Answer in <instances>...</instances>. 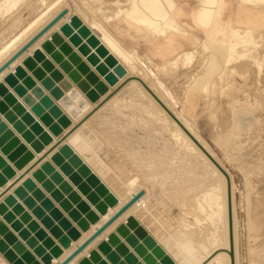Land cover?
Segmentation results:
<instances>
[{"label": "rangeland", "instance_id": "1", "mask_svg": "<svg viewBox=\"0 0 264 264\" xmlns=\"http://www.w3.org/2000/svg\"><path fill=\"white\" fill-rule=\"evenodd\" d=\"M15 1L13 9L2 15L1 5L4 4L5 0H0V43L12 33L13 26L11 25L16 24V20H24L21 21L23 24L43 4V2L37 0ZM112 1L114 0H69V2L67 0L71 17L73 16L72 21H67L65 25L63 24L62 27L58 28L59 30L56 29L50 32L48 37L44 38L26 54L19 65L14 68L15 77L14 73L9 71L3 78H6L5 81H8V79L10 81H6V83L3 78L0 80V256L6 264H12L13 261L26 264L25 255L41 262L39 255L42 257L47 252L51 254L53 247L61 246L59 238L53 235L52 228L56 227L62 235H67V230L63 228L62 224L64 218L69 221L71 226L76 227L81 232V237L82 231L88 230L89 224L92 223L87 218L88 213L99 214L95 203H98V201L104 202V198L109 194L116 199L118 198L115 193L109 190L101 177L94 172L92 169L94 168L101 176L106 175L108 181L116 186L119 193L122 192L123 195L134 188L145 186L151 195L155 197V203L154 201L151 202L148 211L150 213L146 212V215L144 214L141 217V220L145 223L144 226L133 214L128 215L124 221L119 222L116 227L106 234L105 237L111 233L116 236L115 244L109 243L110 249L108 251H100L97 248V245L105 240L104 237L94 244L87 254L82 255L76 261L77 264H178L172 256L180 254L189 259V264H192L193 261L199 258L198 255L194 257V254L190 252L189 242L195 240L198 235L197 239H201L203 234L207 237L206 232L203 233V231H207L208 221L205 220L206 212L201 210L205 209V207H201L205 206L204 203L207 202H205L206 199H201V189L203 188L199 177V173L204 170L203 165L199 166L198 162L201 161L196 157H193L192 160L193 162L196 160V162L192 163L191 161V164L186 163L184 158L175 159L174 153L175 149L179 148L178 145L172 137H168L171 136L168 134L170 131L163 128L164 124L145 112V105L141 106L139 101H135L134 97L130 99L128 92H121L119 95L122 97L119 104L121 106L109 105L98 110L92 124H90L94 128H92V140L89 141L90 151L87 150L88 155L90 153V156L93 155L92 161L95 162L91 165L93 167L76 154L73 147L65 141L66 137L84 121L85 115L82 116V113L87 112L90 105L98 101V104L93 107V109H97L100 100L112 96L117 87L124 83L123 77L131 70L126 62L116 57L99 39L92 42L90 37L97 38V35H99L97 27L92 23H99L107 27L108 31L115 38L117 37L116 39L124 47L133 48L142 58L147 59L149 64L144 62V65L146 67L149 65V70L156 67L153 65H158L161 68L162 63L173 58L178 52L183 50L193 52L192 60L185 67L167 74L149 72L151 79L146 76L143 77L149 84L155 83L158 85L159 81L163 83L173 101L172 108L174 107L173 109L180 113V116L183 115L193 124L192 127H195L194 129L207 141L211 149L220 158L224 166L220 168L227 173L230 179L232 178L235 185L233 204L235 206V222L237 224L235 225V232L237 237L236 246L234 247L232 200L228 195L227 212L231 209V214L228 213L227 215L228 226L231 225L232 232L228 234L230 245L229 250H225V252L229 256L230 264H235L236 251L237 264H256L255 262L264 264V253L256 256L251 251L255 247H264V164L259 167L261 163H264V0L259 3H255L254 0H250L248 3H243L241 0H222L221 3L220 19L228 21L234 19L235 24L240 22L242 25L249 26L247 35L248 32H252V35L250 33L245 39L246 41L249 40L247 42V46L250 45L248 48H252L247 49V53L251 51L250 49L262 50H256V53L251 51L254 54L249 53L238 57L241 48L243 49L241 46L238 47L240 51L233 55L236 60L233 67L244 65L243 63L248 59L247 62L251 65V67L248 66L250 69L246 70L247 63H245L243 72V67H241V70L237 66V69H233L229 64L227 67L218 54L212 53L214 42L223 38L220 35L223 30L216 26L220 19L212 21L206 33L207 28L196 25L190 18V13L203 0H194L195 2H191V4L176 2L175 18L190 34L182 36L173 31H168L166 36L160 37L136 27L122 14L115 16L114 13L119 4L114 6ZM187 9L191 10L187 13ZM108 14L113 15V17L108 18ZM251 15H255V17L251 18ZM214 30L220 33L215 34ZM241 31L243 32L244 29H241ZM194 35L197 36V39H194ZM205 37L206 39H204ZM72 39L76 40L79 46L86 47L85 53L87 55L92 54L95 60L98 61L99 59L97 64V66H100L99 69L96 68L95 70L92 62L87 60V55L82 56L80 54L78 48L72 43ZM232 39L236 40V37H232ZM202 42L207 45V49L202 47L204 46ZM101 48H103V52H101ZM204 55L207 56L206 62L201 61L206 60ZM233 60L229 63L231 64ZM250 60L252 62H249ZM136 61H138L139 68L144 67L141 58L137 54ZM253 61L256 63H253ZM214 62L217 63L216 67L213 66ZM203 64L204 66H202ZM200 66L203 69H200ZM101 69H103L104 74L100 72ZM198 71L199 73L211 74L210 77L207 74L203 77L205 86H209L207 89L210 88L209 93L207 90L206 92L199 90L195 85L185 89L184 84H186L189 75ZM106 72L108 73L106 74ZM135 74L137 76L143 75L141 72ZM102 76L109 77L111 82L106 80L107 83L105 77ZM134 79H138L140 82V78ZM96 81L101 84L98 85ZM13 82H17V84ZM146 82L144 83L148 87L149 93L165 109L166 105L155 95ZM22 83L24 84L22 85ZM14 84L17 86L14 87ZM151 86L155 91L157 90L153 84ZM20 88L22 91L19 90ZM158 88L160 87L158 86ZM160 91L157 90L159 95L161 94ZM130 93L132 94V91ZM233 98L238 99V104L246 107L254 106L255 109L253 115H251L252 117L242 116L245 127L241 129L239 138L234 143V146H237L233 150L230 149L228 155L215 142L214 138L216 132H225L232 122L231 100ZM27 105L28 107H26ZM165 110L168 111L169 108ZM174 118L176 123L184 130L183 123L181 124L175 114ZM42 119L44 120L42 121ZM172 144L176 147L173 148L174 153H170L172 150H169L170 147L172 149ZM167 148L169 149L167 150ZM162 151H165L164 153H167L170 158L174 157V160L169 159L166 161L167 164L163 162V156L166 155L165 157H167V154ZM156 154L157 156L161 154L163 157L158 156V159L162 161L159 164L157 163L155 174L157 171H161L160 173L157 172L159 175L154 174L155 160H153V168L149 167L151 174L146 168L148 163H151V156H153L152 159H156ZM145 157L147 158L145 159ZM210 159L216 161L214 158ZM145 160H147V165L144 163L146 165L144 168L142 163ZM161 162L164 167L161 165L159 167L162 169H157ZM183 168H186L184 172L189 173H187L189 178L175 182L173 179L175 172L183 170ZM142 170L145 172H142ZM146 172L149 175H146ZM28 174H31V177ZM139 176L142 179L144 178L143 185L141 182H139L141 184L137 183ZM152 179L156 183L149 182ZM131 180L135 181L132 182ZM247 180L250 182V188L247 185ZM24 181H29V183ZM152 182L153 184H151ZM198 183L199 188L195 187V184ZM120 190L122 191L120 192ZM154 191L159 194V197L156 196L157 194L154 195ZM246 194L250 200V212ZM92 195L98 196V201L92 202ZM151 204L152 206H150ZM200 205L201 207H199ZM29 212L31 213L29 214ZM248 213L252 219L262 223L257 232L249 230L247 227ZM128 217H132L135 221L132 225L127 222ZM155 218L156 220L153 221ZM81 219L88 222L86 230H82L79 226ZM150 219L152 220L150 221ZM121 226L125 227V231H120ZM145 226L149 230L155 231L163 239L165 245H162ZM180 227L184 228L186 233L190 234L192 238L194 236V238H191V240L186 238L187 236L182 233ZM202 228L205 230H201ZM195 232L197 233L196 236L194 235ZM52 236L54 239H52ZM131 237H133V240H130ZM204 240L203 243L208 246L209 239L205 238ZM193 241L192 243L195 242ZM71 243L72 241L69 245ZM34 244L37 246L34 247ZM120 246H122L121 249ZM156 248H160L161 251H156ZM64 250L65 248L62 247L60 256ZM221 250H215L207 259H210L212 255L214 256ZM92 251L96 252L95 255ZM165 258H169V261H166Z\"/></svg>", "mask_w": 264, "mask_h": 264}, {"label": "bare ground", "instance_id": "2", "mask_svg": "<svg viewBox=\"0 0 264 264\" xmlns=\"http://www.w3.org/2000/svg\"><path fill=\"white\" fill-rule=\"evenodd\" d=\"M20 1V0H18ZM40 2H43L42 6L29 18L27 19L25 22H23V24L21 23L20 19L17 21L16 20V24L11 25L12 27V33L7 37L6 40H4L3 42L0 43V64L2 62H4L13 52H15L27 39H29L37 30H39L46 22H48L51 18H53V16H55L60 10H62L63 8H67L68 13L61 19L59 20L44 36H42L35 44H33L30 48L29 51L24 53L21 57H19L14 63H12L10 65V68L4 70L1 74H0V80L5 77V75L7 74V72H15L14 68L17 67V65H19L21 59L28 54L34 47H36L39 42H41L44 38L48 37L50 32H52L53 30H56L60 27H62V25L66 24L67 21H72L73 16L71 17V11H70V7H69V3H67V0H37ZM243 3H248L250 2V0H241ZM255 3H259L261 0H254ZM69 2V0H68ZM114 2V6L115 4H119L118 7L116 8L115 11V16H118V14H122L125 18H127L128 20H130L132 23L135 24L136 27H139L140 29L146 30L148 33L156 36V37H160V36H166V33L168 31H173L174 33H177L179 35H187L190 34V32L188 30H186L184 27H182L180 25V22L178 23V21L175 18V14H176V10H177V3L175 2V0H114L112 1ZM16 1L15 0H5L4 4L2 3L1 7H2V12L1 14L3 15L4 13H8L10 12L13 7L15 6ZM221 3L222 0H203L201 1V4L196 7L191 13H190V18L192 19V21L202 27V28H207L206 33L208 32V29L210 28V23L214 20H218L220 19V8H221ZM106 16V15H105ZM108 18H110L111 16L113 17V15H107ZM255 17V15H251V18ZM249 19V16H248ZM20 21V23H19ZM239 22V21H238ZM15 23V22H14ZM21 24V25H19ZM94 26L97 27L98 31H99V35H97V38L94 36H91L90 39L92 40V42H94V40H98L102 42V44H104L105 47H107L111 52L114 53V55L116 57L121 58L124 62H126V64H128L131 68L130 72L123 77L122 80H125L124 83L122 85H120L119 87H117L116 92L110 96L107 99L104 100H100V105L97 109H93V107L96 106V104H98V101L91 104L89 107V110L87 112H83L82 116H84V121L74 129V131L69 134V136L66 137V142H68V144H70L71 147H73V149L76 151V154H78L88 165H92V163H95L94 161H92V157L93 155L90 156V154L88 155V151H90V142L92 140V127L90 124H92L96 113L98 112V110L104 108V107H108L109 105H117V106H121L119 105L120 102V98H122L121 96H119L121 94V92H128V97L130 96V99L134 97L135 101H139V103L141 104V106L145 105L146 109L145 112L149 115H151L152 117L156 118L157 120H159L160 122H162L161 124H164L163 128L168 129V131H170V133L168 132V134H170L171 136L168 137H172L173 141L178 145L179 148H176L175 145L173 146L172 144V149L170 147L167 148V150H172L170 153H174V149L175 151V159L178 158H184V160L186 161V163L191 164V161L193 160V157H196L197 159H199L198 162L199 166L203 165V172L199 173V177H200V184L202 186L203 189L202 190V194H201V199H206L205 202H207L206 204L204 203L205 206L201 205L199 207L204 208L205 209H201L204 210V212H206V216H205V220L208 221V227H207V231H203L206 232V236L203 234L201 239H197L199 237L196 236V234H194L196 237V239L194 240V236L193 238L190 236V234L186 233V230L182 227H180V230L182 231V233L184 235H186L188 239L191 240V238L193 240H191L190 243V252L193 253L194 257L196 255L199 256L198 259H196V261H193L192 264H230V259L228 254L225 252V250H229V233H231V229L229 231V226H228V213L227 212V202H228V195L229 197H231L232 200V223H233V237H234V247L236 246V232H235V210H234V202H233V192H234V188L235 185L232 181V178L230 179V177L227 175V173L225 171H223L220 167L223 166L222 162L220 161V158L215 154V152L211 149V147L208 145L207 141H205V139L192 127L193 124H191L189 122V120H187L185 117L180 116L181 114L178 113L176 110H174L172 108V104L173 101L170 97V94L168 93V91L166 90L167 88L163 85V83L161 81L158 82V85L155 83H151L155 86V88L158 90V92L160 91V88L162 89L160 92L161 94L159 95V93H157V90L155 91V89L151 86V84L147 83L145 80V76L149 77L150 73L149 72H153V73H163V74H167L169 72H173L176 71L178 68H183L185 67L188 62H190L192 60L193 57V52L191 50H183L181 52H178L173 58L165 61L164 63H162L160 66L161 68H159L158 65H153L156 67H152V70H149V65L146 67L144 65V62H147L149 64V61L147 59H144L141 57L140 54H138L133 48H129V47H124L119 40H117L107 29V27H105L104 25H100L99 23H92ZM220 29L223 30V32L221 31L222 35V39L220 41H215L212 47V53L213 54H218L220 56L221 61L227 66L228 64L231 65L232 67L234 66L233 63L236 62L235 58L233 57V55H235L236 53H239L238 51V47H243V49L241 48V51L238 55V57L247 55L249 53H251V51H254L256 53V50H252L250 49L249 53H247V49L252 48L249 47L250 46L248 44L247 46V42L245 37L249 36V34L252 32H248L247 35V31H249V26H245L242 25L240 22L239 24L234 22L233 20H225V19H220L217 22V25ZM216 29V28H215ZM241 29H244V31L242 32ZM59 30V29H58ZM65 30V29H64ZM62 30L63 33H65V31ZM215 34H219L220 32H217L216 30H214ZM260 33V32H259ZM214 34V35H215ZM255 34V33H254ZM258 34V33H256ZM261 34V33H260ZM263 35V33H262ZM261 36V35H260ZM69 37V35H68ZM232 37H236V40H233ZM194 39H197V36L194 35ZM201 39V38H200ZM206 39V37L204 38ZM170 40V39H168ZM210 40V39H209ZM214 41V40H213ZM253 42V41H252ZM71 43V42H70ZM72 43L75 45V47L78 48L80 54H82V56L85 54L87 55L86 52V47L85 46H79V44L76 42V40L72 39ZM80 43V42H79ZM203 43V42H202ZM208 44V43H207ZM255 44V43H254ZM98 45V44H97ZM199 45V44H197ZM205 49H207V45L203 43ZM211 46V45H210ZM247 47V48H246ZM258 48V47H257ZM100 49V48H99ZM209 51L211 50L208 47ZM93 50V49H92ZM95 50V49H94ZM93 50V51H94ZM101 52H103V48H101ZM206 51V50H204ZM203 51V52H204ZM257 51H262V50H257ZM78 52V53H79ZM90 52V50H89ZM87 52V53H89ZM211 52V51H210ZM91 53V52H90ZM96 53V52H95ZM100 53V52H99ZM97 53V54H99ZM145 53V52H144ZM253 53V52H252ZM251 53V55H252ZM260 53V52H258ZM136 54L141 58L142 62H143V68L142 67H138V64L136 61ZM203 54V53H202ZM211 54V53H210ZM254 54V53H253ZM206 55V54H205ZM204 55V56H205ZM209 55V54H207ZM261 55V53H260ZM201 56V55H200ZM86 57V56H84ZM206 60H201L206 62L207 61V56ZM211 57V55H210ZM237 57V56H235ZM237 57V58H238ZM255 57V56H254ZM94 55L92 54H88L87 55V60H89L90 62H92V66L97 69L100 68V66H97V64L99 63V59L98 61L94 59ZM203 58V57H202ZM213 58V57H212ZM234 58V60H233ZM257 58V57H256ZM102 59V58H100ZM239 59V58H238ZM248 59V58H247ZM152 60V58H151ZM200 60V59H199ZM232 61V63L230 64L229 61ZM246 60V58H245ZM249 60V59H248ZM247 60V61H248ZM88 61V62H89ZM213 61V60H212ZM235 61V62H234ZM245 61V63H247V67L251 65L248 64V62ZM89 62V63H90ZM249 62H252L251 60ZM255 61H253L254 63ZM211 63V61H210ZM245 63H243L244 65H239L237 66V68L241 70V67L245 66ZM256 63V62H255ZM91 64V63H90ZM202 64V62H201ZM205 64V63H204ZM204 64L202 66H204ZM217 63H213V66L216 67ZM233 64V65H232ZM236 64V63H235ZM238 64V63H237ZM252 64V63H251ZM228 65V66H229ZM254 65V64H252ZM202 66H200V69H203ZM209 66V65H208ZM207 66V67H208ZM227 66V67H228ZM235 67H233V69H237ZM23 67V66H22ZM146 67V68H145ZM231 67V68H232ZM246 70H249L250 67L247 68ZM244 68L242 69V72L244 71ZM20 69V68H19ZM162 69V70H161ZM209 69V68H208ZM214 69V68H213ZM27 70V69H26ZM29 70V69H28ZM111 70V69H110ZM219 70V69H218ZM238 70V71H240ZM202 71V70H201ZM204 71V70H203ZM208 71V70H207ZM236 71V70H235ZM23 72V71H22ZM37 72V71H36ZM98 73V70L96 71ZM100 72H103V69H101ZM99 72V73H100ZM136 72H141L143 73L142 76H137V74H135ZM13 73H10L11 75ZM30 73V72H29ZM108 72H106L107 74ZM180 73V72H179ZM9 74V75H10ZM31 74V73H30ZM104 74V72H103ZM207 73H193L189 75V78L186 81L185 85V89L190 88L191 86L195 85L197 88H199V90L205 91L207 90V92L209 93V89H207V87L209 86H205L206 84L203 82V77L206 75ZM264 74V73H263ZM10 75V76H11ZM15 77V73L13 74ZM28 75V74H27ZM102 75V74H100ZM162 75V74H161ZM179 75V74H178ZM208 77L211 76V74H207ZM144 76V77H143ZM169 76V75H168ZM172 76V75H171ZM175 76V73H174ZM7 77V76H6ZM101 77V76H100ZM103 78L105 77V81L107 80L108 82H111L109 77L107 76H102ZM138 78H140V82L138 81ZM173 77V76H172ZM177 77V75H176ZM9 78V77H8ZM12 78V77H10ZM23 78V77H22ZM134 78H136L137 80H135ZM150 78V77H149ZM152 78V77H151ZM150 78V79H151ZM169 78V77H168ZM212 78V77H211ZM259 78V77H257ZM4 79V78H3ZM6 79V78H5ZM4 79V81H5ZM14 79V78H13ZM12 79V80H13ZM16 79H18L16 77ZM24 79V78H23ZM34 79V78H33ZM167 79V78H166ZM174 79V77H173ZM176 79V78H175ZM264 79V78H263ZM101 80V79H100ZM104 80V79H103ZM121 80V81H122ZM205 80V79H204ZM7 81V80H6ZM5 81V82H6ZM8 81H10L8 79ZM7 81V82H8ZM15 81V80H14ZM19 81V79L17 80ZM106 81V82H107ZM153 81V80H152ZM6 82V83H7ZM22 82V80H21ZM24 82V80H23ZM98 81H96L97 83ZM107 82V83H108ZM146 82L147 85L152 89V91H154L155 95H157L159 97V99H161V101L166 105L165 107L169 110H165L161 107V105L159 104V102H157V100L155 99V97H153L150 93H149V89L146 86V84L144 83ZM150 82V81H149ZM15 83V82H13ZM25 83V82H24ZM22 83V85L24 84ZM27 83V82H26ZM38 83V82H37ZM36 83V84H37ZM119 83V82H118ZM207 83V82H206ZM209 83V82H208ZM207 83V84H208ZM17 84V82L15 83ZM13 85L14 87H16L17 85ZM95 84V83H94ZM98 84V83H97ZM101 84V83H99ZM98 84V85H99ZM10 85V84H8ZM27 85V84H26ZM39 85V84H38ZM115 85V84H114ZM92 86V85H91ZM112 86V85H111ZM144 86V87H143ZM158 86L160 88H158ZM9 87V86H8ZM32 87V86H31ZM116 87V86H115ZM132 87V88H131ZM10 88V87H9ZM13 89V87H11ZM36 88V87H35ZM95 88V87H93ZM112 88V87H111ZM131 88V89H129ZM15 90V89H14ZM13 90V91H14ZM20 91L21 88L19 89ZM12 91V92H13ZM18 91V90H16ZM32 91V90H31ZM34 91V90H33ZM40 91V90H39ZM98 91V90H97ZM112 91V90H111ZM130 91H132V94L130 93ZM164 91V92H163ZM232 91V90H231ZM230 91V92H231ZM236 91V90H235ZM46 92V91H45ZM180 92V91H179ZM220 92H222L220 90ZM122 93V94H123ZM19 94V93H18ZM46 94V93H45ZM107 94V93H106ZM105 94V95H106ZM109 94V93H108ZM126 94V93H125ZM153 94V92H152ZM25 95V94H24ZM41 95V94H40ZM104 95V96H105ZM124 95V94H123ZM23 96V95H22ZM126 96V95H125ZM30 97V96H29ZM19 98V97H18ZM38 98V97H37ZM239 98V97H238ZM20 99V98H19ZM23 99V98H22ZM103 99V97H102ZM21 100V99H20ZM146 103H145V101ZM159 101V100H158ZM148 102V103H147ZM29 104V103H28ZM34 104V103H33ZM57 104V103H56ZM231 108H232V122L229 126V128L227 130H225V132H216L215 133V142L220 146V148H223L225 153L228 154L230 149H234V143L235 141H237V138H239V134L241 129H243V127H245V122H244V118L242 116H247L248 118H250L251 115H253V110L255 109L254 106H250V107H246L245 105H241L238 104V99L237 98H233L231 100ZM149 105V106H148ZM37 106V105H36ZM35 106V107H36ZM59 106V105H58ZM98 106V105H97ZM28 107V105L26 106ZM61 108V107H60ZM110 108V107H109ZM112 108V107H111ZM141 108V107H140ZM62 109V108H61ZM93 109V110H92ZM115 109V108H114ZM31 110V109H29ZM90 110H92L90 112ZM111 110V109H110ZM62 111V110H61ZM71 111V110H70ZM113 111V110H112ZM143 111V110H142ZM72 112V111H71ZM90 112V113H88ZM104 112V111H103ZM102 112V113H103ZM64 113V112H63ZM105 113V112H104ZM34 114V113H33ZM87 114V115H86ZM174 114L177 116V118L179 119V121L181 122L182 125H184V130L181 129V127L179 126L178 123H176L175 118H174ZM180 114V115H179ZM39 115V114H38ZM73 115H77V114H73ZM105 115V114H104ZM146 115V114H145ZM41 116V114H40ZM109 116V115H108ZM37 117V116H36ZM69 117V116H68ZM100 117V115H99ZM151 117V118H152ZM212 117V116H211ZM252 117V116H251ZM56 118V117H55ZM108 118V117H107ZM38 119V118H37ZM63 119V118H62ZM212 119V118H211ZM44 119H42L43 121ZM58 121V120H57ZM76 121V120H75ZM74 121V122H75ZM98 121V120H97ZM222 121V120H219ZM246 121V120H245ZM159 122V123H160ZM178 122V121H177ZM179 122V123H180ZM53 123V122H52ZM99 123V122H98ZM57 124V123H56ZM55 124V125H56ZM70 124V123H69ZM97 124V123H96ZM50 125V124H49ZM59 125V124H58ZM181 125V126H182ZM66 126V125H65ZM68 126V125H67ZM66 126V127H67ZM158 126V125H157ZM195 126V125H194ZM221 126V125H220ZM248 126V125H247ZM255 126V125H254ZM49 127V126H48ZM59 127V126H58ZM62 127V126H61ZM69 127V126H68ZM183 128V127H182ZM60 129V127H59ZM65 129V128H64ZM68 129V128H67ZM66 129V132H67ZM161 130H163L161 128ZM165 130V129H164ZM50 132V131H49ZM62 132V131H61ZM59 132V133H61ZM164 133V132H163ZM166 133V132H165ZM164 133V134H165ZM55 134V133H54ZM58 134V133H57ZM96 134V133H95ZM56 135V134H55ZM54 135V136H55ZM167 136V135H166ZM57 137V136H56ZM61 137V136H60ZM167 137V138H168ZM58 140V139H57ZM194 140V141H193ZM90 141V142H89ZM66 145V144H65ZM171 145V144H169ZM62 147V146H61ZM174 148V149H173ZM163 149V148H161ZM88 150V151H87ZM165 150V151H167ZM164 151V152H165ZM51 152V151H50ZM49 152V153H50ZM163 152V151H162ZM163 152V153H164ZM223 152V150H222ZM156 153V152H155ZM161 153V154H163ZM36 154V153H35ZM161 154H158V156H160ZM167 154V153H164ZM163 154V155H164ZM149 155V154H148ZM154 155V154H153ZM229 155V154H228ZM232 155V154H231ZM158 156L156 154V159H152L153 156H151V163H148L147 165V160H145L142 165L144 166V168L146 167V165L148 167H146L148 169L153 168V163L155 160V169H154V174H155V170H156V165L157 163L159 164L160 161L163 160V162L168 161L169 159L174 160V157H169L167 154V157H165L166 155H164V159H158ZM171 156V155H170ZM48 157V155H47ZM161 155V158H163ZM169 157V158H168ZM45 158V157H44ZM147 157H145L146 159ZM155 158V157H154ZM210 158H214L216 161H214L213 159ZM38 159V156H37ZM73 159V158H72ZM94 159V158H93ZM36 160V159H35ZM170 160V161H171ZM72 161V160H71ZM149 161V160H148ZM149 161V162H150ZM33 162V161H32ZM173 162V161H172ZM196 162V160L194 161ZM192 161V163H194ZM140 163V162H139ZM144 163H146V165H144ZM171 163V162H169ZM175 163V161H174ZM68 164V163H67ZM163 163L161 162L160 165H158L159 169ZM167 164V162H166ZM165 164V165H166ZM195 164V165H198ZM221 166H220V165ZM264 163H261L259 167H262L261 165H263ZM14 165V164H13ZM29 165V164H28ZM142 166V168H143ZM78 167V166H77ZM93 167V166H91ZM150 167V168H149ZM162 167H164V165H162ZM224 167V166H223ZM143 168V169H144ZM199 168V167H198ZM94 170V172H96L99 177H101V179L105 182V184L109 187V190H111L113 193H115V195L118 197L117 199L115 197L112 198V203H109L107 201V197H109V195L104 198V202H100L101 207L100 209H98V219L94 222L91 223V225L89 224V229L86 231H82V235L79 239H77L76 241H72L71 245L65 250L63 251L62 255L56 258L53 255L49 258V261H47V264H56V262H58L59 260H61L63 257H65L72 248L75 247L76 244H78L81 240H83L85 237H87L96 226L100 225L101 223H103L105 220H107L109 218V216H111L122 204H124L133 194H135L138 190H143L144 193L143 195L136 200L128 209L127 211L119 218L117 219L109 228H107L99 237H97L94 241H92L90 243V245L82 252L80 253L73 261H71L69 264H74L77 260H79V258L84 255L87 254L88 250L90 248H92L94 246V244H96L97 242H99L101 239H103L106 234L112 230L114 227H116V225H118L119 222L124 221L125 218L128 215L133 214L135 217H137L139 220V222H141L143 224V226L145 225L144 221L141 220V217L144 216V214L146 212L149 211V204L151 202H153L155 200V197L153 195H151V193L149 192L148 188H146L145 186H142L139 188H134L132 189L129 193L123 195L122 194V190H120L121 193H119V191L117 190L118 188L114 185H112L109 181H108V177L106 175L101 176L100 173L98 171H96V169L92 168ZM100 169V168H99ZM146 169V170H147ZM162 169V168H160ZM227 168L225 167V170ZM36 170V169H35ZM42 170V169H41ZM98 170V169H97ZM141 170V169H140ZM34 171V170H33ZM151 171V169H150ZM186 171V168H183V170L177 171L175 172V175L173 176V179L175 182H180L183 180H186V178H189V175L187 176L188 172H184ZM19 172V171H18ZM101 172V171H100ZM142 172H145L142 170ZM153 172V171H152ZM158 172V171H157ZM156 172V174H157ZM161 172V171H160ZM158 172V173H160ZM201 172V171H200ZM228 172V170H227ZM33 173V172H32ZM47 173V172H46ZM147 173V172H146ZM150 173V172H149ZM186 173V174H185ZM229 173V172H228ZM65 174V173H64ZM151 174V173H150ZM155 174V175H156ZM189 174V173H188ZM230 174V173H229ZM24 175V174H23ZM22 175V176H23ZM29 176L31 174H28ZM37 175V174H35ZM103 175V174H102ZM140 175V174H138ZM144 175V174H143ZM146 175H149L148 173ZM153 175V174H152ZM159 175V174H157ZM26 176V175H25ZM231 176V174H230ZM21 177V176H20ZM31 177V176H30ZM143 177V176H142ZM145 177V176H144ZM148 177V176H147ZM157 177V176H156ZM160 177V176H159ZM213 177V179H211ZM232 177V176H231ZM24 178V177H23ZM153 178V177H152ZM144 179V178H143ZM141 178V176H139V179L137 180L138 184L143 185V180ZM150 179V177H149ZM156 179V178H155ZM172 179V180H173ZM26 180V179H25ZM28 180V179H27ZM26 180V181H27ZM36 180V179H34ZM110 180V179H109ZM147 180V179H146ZM145 180V181H146ZM154 179L150 180L149 182L153 181ZM17 181V180H16ZM19 181V180H18ZM132 182L135 180H131ZM130 181V182H131ZM25 182V181H24ZM93 182V181H92ZM141 182V183H139ZM154 183H156L155 181H153ZM153 182L151 184H153ZM25 183H29L25 182ZM126 184V183H125ZM205 184V185H203ZM28 185V184H27ZM197 188L200 187L199 183L195 184ZM247 185L250 188V182L249 180H247ZM31 186V185H30ZM41 186V185H40ZM97 186V185H96ZM154 186V185H153ZM152 186V187H153ZM194 186V185H193ZM192 186V187H193ZM206 186V187H204ZM125 187V185H124ZM156 187V184H155ZM16 188V187H15ZM37 188V187H36ZM42 188V187H41ZM2 189V188H1ZM44 189V188H43ZM154 189V188H152ZM156 189V188H155ZM10 190V189H9ZM158 190V189H156ZM8 191V190H7ZM13 191V190H12ZM32 191V190H31ZM153 191V190H152ZM200 191V190H199ZM50 192V191H49ZM154 191V195L157 194V192ZM14 193V192H13ZM124 193V192H123ZM178 193V192H177ZM7 194V193H6ZM15 194V193H14ZM45 194V192H44ZM50 194V193H49ZM48 194V196H49ZM264 194V193H263ZM9 195V194H8ZM7 195V196H8ZM159 194H157L156 196H158ZM45 196V195H44ZM193 196V195H192ZM25 197V196H24ZM33 197V196H32ZM51 197V196H50ZM159 197V196H158ZM24 199V198H23ZM246 200L248 203V207L250 204V200L246 194ZM21 201V200H20ZM35 201V199H34ZM38 201V200H37ZM118 201V202H117ZM203 202V200H201ZM230 201V200H229ZM201 202V203H202ZM40 203V202H39ZM155 203V201H154ZM152 203V204H154ZM246 203V205H247ZM152 204L150 206H152ZM200 204V203H199ZM203 204V203H202ZM36 205V204H35ZM24 206V205H23ZM82 206V205H81ZM90 206V205H89ZM166 206V205H165ZM197 206V205H195ZM33 207V206H32ZM40 207V206H39ZM30 209V208H29ZM44 209V208H43ZM200 209V208H199ZM22 211V210H21ZM46 211V209H45ZM13 212V211H12ZM154 212V211H153ZM249 212H250V207H249ZM8 213V212H7ZM20 213V212H19ZM31 212H29L30 214ZM150 213V212H148ZM15 214V213H14ZM33 214V213H32ZM204 214V213H203ZM20 215V214H19ZM146 215V214H145ZM167 215V214H166ZM18 216V215H17ZM34 217V216H33ZM157 217V216H156ZM16 218V216H15ZM31 218V217H30ZM153 218V216H152ZM33 219V218H32ZM152 219H150L151 221ZM156 218L153 220L155 221ZM11 221V220H10ZM90 221V220H89ZM187 221V220H186ZM12 222V221H11ZM10 222V223H11ZM22 222V221H21ZM29 222V221H28ZM135 222V221H133ZM17 223V222H16ZM159 223V222H158ZM12 224V223H11ZM261 221H255L254 219H252V217L249 215L248 213V218H247V227L249 230H252L254 232H257L261 226ZM128 225V224H127ZM132 225V224H131ZM155 225V224H154ZM184 225V224H183ZM181 225V226H183ZM42 226V225H41ZM88 226V224H87ZM120 226V225H119ZM118 226V227H119ZM157 226V224H156ZM177 226V225H176ZM205 226V224H204ZM207 226V225H206ZM14 227V226H13ZM24 227V226H23ZM147 228L148 231H150L152 233V235L162 244L165 245V242L163 241V239L160 238L159 235L156 234L155 231H151L148 229L147 226H145ZM160 227V226H159ZM186 227V225H185ZM203 227V226H202ZM27 228V227H26ZM39 228V227H38ZM263 228V227H262ZM17 229V228H16ZM29 229V228H28ZM34 229V228H32ZM159 229V228H156ZM187 229V228H186ZM45 230V229H44ZM164 230V229H163ZM166 230V229H165ZM201 230H205L204 228H202ZM31 232V231H30ZM47 232V231H46ZM188 232V231H187ZM199 232V231H197ZM190 233V231H189ZM192 233V232H191ZM30 234V233H29ZM47 234V233H46ZM202 234V232H201ZM51 235V234H50ZM192 235V234H191ZM40 237V236H39ZM46 237V236H45ZM51 237V236H50ZM209 239V243L208 246L205 245L203 242L205 241L204 239ZM263 238V237H262ZM42 239V238H41ZM52 239L53 236H52ZM260 239V238H259ZM34 240V239H33ZM57 240V239H56ZM55 241V240H54ZM53 241V242H54ZM189 241V240H188ZM192 241L194 243H192ZM36 242V241H35ZM208 242V241H207ZM26 243V242H25ZM56 243V242H55ZM206 243V242H205ZM28 244V243H27ZM51 244V243H50ZM34 247L37 245H33ZM61 247V246H59ZM233 247V246H232ZM45 248V247H44ZM62 248V247H61ZM237 248V247H236ZM221 250L218 251L213 257L211 256L210 259H207L210 257L211 253H213L215 250ZM31 250V249H30ZM33 250V249H32ZM31 250V251H32ZM235 250V248H234ZM42 251V250H41ZM43 251H45L43 249ZM42 251V252H43ZM254 254H256V256H260L261 253H264V247H255L251 250ZM35 252V251H34ZM33 252V253H34ZM46 252V251H45ZM49 252H47L48 254ZM235 253V252H234ZM42 254V253H40ZM237 251L235 253V264H237ZM25 255V254H24ZM35 255H37V253L35 252ZM43 255V254H42ZM26 255H25V259H26ZM29 257V256H28ZM38 257V256H37ZM174 258V260L178 263V264H189V259L185 258L184 255H173L172 256ZM191 257V256H190ZM197 257V256H196ZM39 258L40 255H39ZM38 258V259H39ZM41 260V259H40ZM192 260V258H191ZM28 264L30 263L29 261H26ZM252 262V261H250ZM26 263V264H27ZM256 264H261L260 262H255ZM0 264H6L5 260L2 258V256H0ZM8 264V263H7ZM45 264V263H44ZM77 264V262H76Z\"/></svg>", "mask_w": 264, "mask_h": 264}, {"label": "water", "instance_id": "3", "mask_svg": "<svg viewBox=\"0 0 264 264\" xmlns=\"http://www.w3.org/2000/svg\"><path fill=\"white\" fill-rule=\"evenodd\" d=\"M68 13L67 8H63L60 10L53 18H51L48 22H46L39 30H37L29 39H27L15 52H13L4 62L0 64V74L10 68V65L14 63L19 57H21L24 53L29 51V48L35 44L42 36H44L59 20H61L66 14ZM75 158V157H74ZM73 158V159H74ZM74 161V160H73ZM100 189V188H99ZM144 191L138 190L135 194H133L124 204H122L107 220H105L100 225L96 226L94 230L83 240H81L78 244L75 245L74 248L71 249V251L63 257L61 260L56 262V264H69L71 261H73L80 253H82L92 241H94L97 237H99L107 228H109L117 219H119L126 211L127 209L136 201L138 200L142 195ZM114 196L109 194V197H107V201L109 203H112V198ZM98 196L92 195V202L98 201ZM101 201H98L96 204V209H100ZM114 203V202H113ZM231 208V207H229ZM229 213L231 214V209L229 210ZM88 220L90 222H94L98 219V216L90 212L87 216ZM63 228L67 230V235H62L61 232L56 228H52V233L55 237L59 238V242L61 244V247L68 248L71 241H76L80 237V231L76 228L70 225L69 221L64 218L63 220ZM127 222L133 224V218L128 217ZM87 221H83L81 219L79 221V226L82 230H85L87 228ZM231 229V225L229 226ZM125 227L121 226L120 231H125ZM140 231V230H138ZM232 231V230H231ZM230 231V232H231ZM130 240H133V237L130 238ZM116 242V236L114 233L108 234L107 237H105V240L102 241L101 244L97 245V248L100 251H108L110 249L109 243L115 244ZM61 247L55 246L51 250V254H44L41 257V262L37 260H33V257H27L25 260L29 261V264H47V261H49V258L53 255L54 257L58 258L59 254L61 253ZM122 246H120L121 249ZM156 251H161L160 248H156ZM93 255H95L96 252L92 251ZM13 259V258H10ZM166 259V258H165ZM166 261H169V258L166 259ZM12 264H23L20 261H13ZM28 264V263H27Z\"/></svg>", "mask_w": 264, "mask_h": 264}, {"label": "crops", "instance_id": "4", "mask_svg": "<svg viewBox=\"0 0 264 264\" xmlns=\"http://www.w3.org/2000/svg\"><path fill=\"white\" fill-rule=\"evenodd\" d=\"M175 2H187V4H191V2H195L194 0H175ZM191 9H187V13L190 11Z\"/></svg>", "mask_w": 264, "mask_h": 264}]
</instances>
